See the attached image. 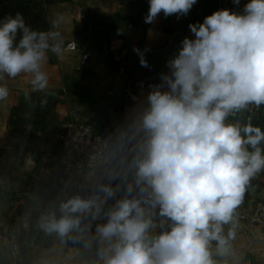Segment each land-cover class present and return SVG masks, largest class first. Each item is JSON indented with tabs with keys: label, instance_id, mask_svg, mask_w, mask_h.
Returning <instances> with one entry per match:
<instances>
[{
	"label": "clouds",
	"instance_id": "clouds-1",
	"mask_svg": "<svg viewBox=\"0 0 264 264\" xmlns=\"http://www.w3.org/2000/svg\"><path fill=\"white\" fill-rule=\"evenodd\" d=\"M197 2L149 0L145 22L161 13L183 17ZM64 22L60 15L44 31L20 12L0 20V81L23 76L30 91H46L50 54L78 48L60 31ZM189 28L193 35L167 61L169 70L139 99L120 138L131 148L109 182L39 218L46 234L96 244V264H221L217 257L235 256L238 208L264 172V128L229 118L264 107V0H248L239 12L219 9ZM134 51L147 67L144 53ZM9 94L0 83V101Z\"/></svg>",
	"mask_w": 264,
	"mask_h": 264
},
{
	"label": "crops",
	"instance_id": "crops-1",
	"mask_svg": "<svg viewBox=\"0 0 264 264\" xmlns=\"http://www.w3.org/2000/svg\"><path fill=\"white\" fill-rule=\"evenodd\" d=\"M17 12L33 29L44 31L63 15L60 31L78 48L62 57L50 54L46 91H30L23 76L0 81L10 93L0 101V264H96V244L88 248L85 239L46 234L39 218L58 208L60 200L77 194L87 197L97 185L108 183V173L117 168L131 144L112 140L106 161L96 171L76 176L62 192L59 144L53 133L67 121H78L98 131L122 127V136L139 99L149 91L146 85L160 82L161 73L169 70L167 61L193 34L185 19L175 20L173 15L161 13L146 23L149 7L136 9L125 0H0V20ZM134 48L144 53L147 67L140 64ZM229 119L241 124L251 120L264 128V107L252 105ZM123 195L121 187L116 198ZM261 198L264 172L253 178L242 204ZM94 229L95 224L93 233ZM10 236L18 240L21 261L6 241ZM233 244L235 256L217 257L221 264L224 259L228 264H264V224L248 225L239 219Z\"/></svg>",
	"mask_w": 264,
	"mask_h": 264
},
{
	"label": "built area",
	"instance_id": "built-area-1",
	"mask_svg": "<svg viewBox=\"0 0 264 264\" xmlns=\"http://www.w3.org/2000/svg\"><path fill=\"white\" fill-rule=\"evenodd\" d=\"M156 84L150 83L149 85ZM136 100L137 98H133ZM122 127L98 131L91 125L78 121H67L53 133L59 144L58 160L61 165L59 183L61 191L68 190L70 182L78 175L96 171L107 159L112 140H121ZM239 219L248 225L264 224V198L238 208ZM6 241L13 252L22 260V251L17 238L10 236Z\"/></svg>",
	"mask_w": 264,
	"mask_h": 264
},
{
	"label": "rangeland",
	"instance_id": "rangeland-1",
	"mask_svg": "<svg viewBox=\"0 0 264 264\" xmlns=\"http://www.w3.org/2000/svg\"><path fill=\"white\" fill-rule=\"evenodd\" d=\"M128 5L133 6V8L144 9L150 7L149 0H125ZM248 2V0H241L239 6L233 3V0H198V2L192 7L190 12L178 18L176 14H173L175 20L185 19L187 23H195L197 21L203 22L204 18L211 15L213 12L219 9H231L232 11H242L243 6Z\"/></svg>",
	"mask_w": 264,
	"mask_h": 264
}]
</instances>
